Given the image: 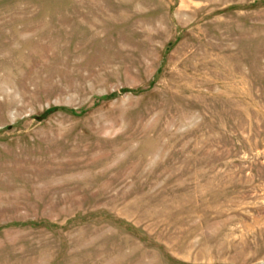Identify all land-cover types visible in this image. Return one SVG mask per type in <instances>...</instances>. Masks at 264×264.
I'll use <instances>...</instances> for the list:
<instances>
[{
	"label": "rangeland",
	"instance_id": "obj_1",
	"mask_svg": "<svg viewBox=\"0 0 264 264\" xmlns=\"http://www.w3.org/2000/svg\"><path fill=\"white\" fill-rule=\"evenodd\" d=\"M0 264H264V0H0Z\"/></svg>",
	"mask_w": 264,
	"mask_h": 264
}]
</instances>
